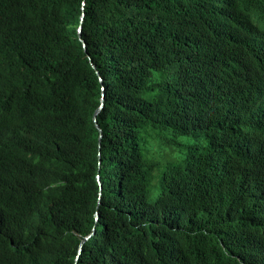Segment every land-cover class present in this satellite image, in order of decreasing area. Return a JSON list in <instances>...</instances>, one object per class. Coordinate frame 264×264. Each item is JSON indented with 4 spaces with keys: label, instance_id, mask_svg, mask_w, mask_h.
Segmentation results:
<instances>
[{
    "label": "trees",
    "instance_id": "1",
    "mask_svg": "<svg viewBox=\"0 0 264 264\" xmlns=\"http://www.w3.org/2000/svg\"><path fill=\"white\" fill-rule=\"evenodd\" d=\"M132 263L264 264V0H0V264Z\"/></svg>",
    "mask_w": 264,
    "mask_h": 264
},
{
    "label": "water",
    "instance_id": "2",
    "mask_svg": "<svg viewBox=\"0 0 264 264\" xmlns=\"http://www.w3.org/2000/svg\"><path fill=\"white\" fill-rule=\"evenodd\" d=\"M82 5H84V2L82 3ZM83 9H84V7H83ZM84 17H85V13L83 12V14H82V20H81V24H80V27H79V29H78V31H79V38H80V41L83 43V47H84V49H86V42H85V40H83V38H82V34H81V32H82V28H83V22H84ZM105 96H106V91L103 93V96H102V102H101V104H100V107L96 110V112H95V114H94V122H95V124H96V127L99 129V131H100V139L102 138V130H101V128L99 127V125H98V122H97V115L100 113V111L104 108V106H105ZM100 185H101V182H100ZM95 217H96V219H97V217H98V214L96 213L95 214ZM93 230H92V232L90 233V234H88L87 236H85L82 240H81V242H80V244H79V247H78V254L82 251V246H83V243L93 234Z\"/></svg>",
    "mask_w": 264,
    "mask_h": 264
},
{
    "label": "bare ground",
    "instance_id": "3",
    "mask_svg": "<svg viewBox=\"0 0 264 264\" xmlns=\"http://www.w3.org/2000/svg\"><path fill=\"white\" fill-rule=\"evenodd\" d=\"M263 51V50H262ZM252 145V144H251ZM245 146V145H244ZM242 149H243V147H242ZM238 152V151H237ZM19 164V163H18ZM37 176V175H36ZM144 195V194H143ZM142 198V197H141ZM144 199V198H143ZM143 202V201H142ZM99 220V219H98ZM81 221V220H80ZM89 221V220H88ZM77 223V222H76ZM89 224V223H88ZM85 225V224H84ZM130 227V226H129ZM95 228H97V227H95ZM127 228V227H126ZM84 229H86V228H84ZM142 229V228H141ZM87 230V229H86ZM131 231V230H130ZM128 233V232H127ZM143 233V232H142ZM100 239H102V238H100ZM102 242V241H101ZM110 243V242H109ZM119 245V244H118ZM103 246V245H102ZM104 247V246H103ZM112 248V247H111ZM116 248V247H115ZM97 249V248H96ZM104 249V248H103ZM108 249H109V247H108ZM105 251V250H104ZM103 252V251H102ZM140 252V251H139ZM107 253V252H106ZM142 256V255H141ZM144 256V255H143ZM105 258V257H104ZM127 259H128V257H127ZM135 259V258H134ZM86 260V259H85ZM96 260V259H95ZM131 260V259H130ZM87 262V261H86ZM101 262V261H100ZM133 264V263H132ZM141 264V263H140Z\"/></svg>",
    "mask_w": 264,
    "mask_h": 264
},
{
    "label": "rangeland",
    "instance_id": "4",
    "mask_svg": "<svg viewBox=\"0 0 264 264\" xmlns=\"http://www.w3.org/2000/svg\"><path fill=\"white\" fill-rule=\"evenodd\" d=\"M94 231V230H93Z\"/></svg>",
    "mask_w": 264,
    "mask_h": 264
}]
</instances>
